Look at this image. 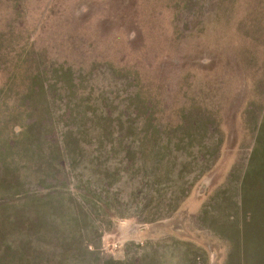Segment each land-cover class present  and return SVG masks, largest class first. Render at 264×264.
I'll use <instances>...</instances> for the list:
<instances>
[{
    "label": "rangeland",
    "instance_id": "374dc122",
    "mask_svg": "<svg viewBox=\"0 0 264 264\" xmlns=\"http://www.w3.org/2000/svg\"><path fill=\"white\" fill-rule=\"evenodd\" d=\"M183 9L0 0V264H264V84Z\"/></svg>",
    "mask_w": 264,
    "mask_h": 264
},
{
    "label": "crops",
    "instance_id": "0c3cea01",
    "mask_svg": "<svg viewBox=\"0 0 264 264\" xmlns=\"http://www.w3.org/2000/svg\"><path fill=\"white\" fill-rule=\"evenodd\" d=\"M193 20L204 68L216 82L241 86L264 84V0H181Z\"/></svg>",
    "mask_w": 264,
    "mask_h": 264
}]
</instances>
